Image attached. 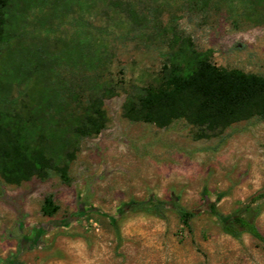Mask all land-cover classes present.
<instances>
[{
	"label": "rangeland",
	"instance_id": "obj_1",
	"mask_svg": "<svg viewBox=\"0 0 264 264\" xmlns=\"http://www.w3.org/2000/svg\"><path fill=\"white\" fill-rule=\"evenodd\" d=\"M7 18L1 75L58 58L65 76H92L101 58L108 89L104 127L47 179L8 182L0 151V264H264V242L226 234L215 215L244 217L264 236V200L245 208L264 190L259 109L214 130L128 116L170 60L206 56L264 76V0H12ZM30 85L0 93L1 123L21 111ZM180 209L195 214L192 232Z\"/></svg>",
	"mask_w": 264,
	"mask_h": 264
},
{
	"label": "trees",
	"instance_id": "obj_2",
	"mask_svg": "<svg viewBox=\"0 0 264 264\" xmlns=\"http://www.w3.org/2000/svg\"><path fill=\"white\" fill-rule=\"evenodd\" d=\"M11 3L12 0H0V42L5 39ZM52 63L31 61L27 67L25 64L15 67L10 76L0 73V93L10 91L12 81H31L21 111L8 116L3 123L0 116L3 175L10 183L33 175L47 179L58 160L70 161L80 141L98 134L104 127L101 106L108 84L103 73L98 72L103 67L101 58L89 63L97 69L92 76H65L68 66L63 72L60 67L64 62L56 58ZM253 108H258L264 119V76L218 67L206 56H188L166 62L155 83L145 88L133 103L128 116L158 126L187 117L200 128L214 130ZM59 172L65 183H71L66 168ZM261 200L264 190L253 195L245 208L250 209ZM145 207L158 213L163 210V205L155 201ZM56 211L48 198L44 212L53 215ZM194 215L186 209L179 210L181 222L190 232ZM215 215L226 234L240 238L248 233L264 242L255 222L239 215L226 217L217 212Z\"/></svg>",
	"mask_w": 264,
	"mask_h": 264
}]
</instances>
